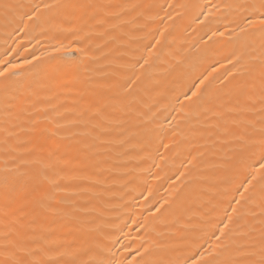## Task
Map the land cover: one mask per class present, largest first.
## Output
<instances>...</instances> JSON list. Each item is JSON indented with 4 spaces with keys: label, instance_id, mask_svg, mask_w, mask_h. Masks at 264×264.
<instances>
[{
    "label": "bare ground",
    "instance_id": "obj_1",
    "mask_svg": "<svg viewBox=\"0 0 264 264\" xmlns=\"http://www.w3.org/2000/svg\"><path fill=\"white\" fill-rule=\"evenodd\" d=\"M262 5L0 0V264H260Z\"/></svg>",
    "mask_w": 264,
    "mask_h": 264
},
{
    "label": "snow or ice",
    "instance_id": "obj_2",
    "mask_svg": "<svg viewBox=\"0 0 264 264\" xmlns=\"http://www.w3.org/2000/svg\"><path fill=\"white\" fill-rule=\"evenodd\" d=\"M262 6H264V5H262ZM250 22H251V21H250ZM259 23H260L262 26H264V13H262L261 18H260V20H259ZM0 75H4V73H0ZM193 95H195V93H193ZM262 167H264V165H262ZM208 264H212V262L209 261ZM260 264H264V260H262V261L260 262Z\"/></svg>",
    "mask_w": 264,
    "mask_h": 264
}]
</instances>
